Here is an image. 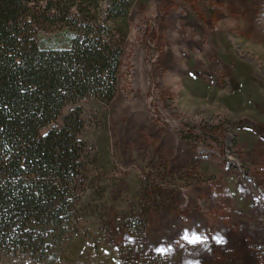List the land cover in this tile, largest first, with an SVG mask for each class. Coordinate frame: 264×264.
<instances>
[{
  "label": "rangeland",
  "instance_id": "obj_1",
  "mask_svg": "<svg viewBox=\"0 0 264 264\" xmlns=\"http://www.w3.org/2000/svg\"><path fill=\"white\" fill-rule=\"evenodd\" d=\"M128 14L109 106L61 109L79 106L94 154L75 238L52 262L0 264H264V0Z\"/></svg>",
  "mask_w": 264,
  "mask_h": 264
},
{
  "label": "trees",
  "instance_id": "obj_2",
  "mask_svg": "<svg viewBox=\"0 0 264 264\" xmlns=\"http://www.w3.org/2000/svg\"><path fill=\"white\" fill-rule=\"evenodd\" d=\"M129 7L130 0H0V254L52 262L75 238L94 154L81 137L79 106L61 109L82 99L109 106Z\"/></svg>",
  "mask_w": 264,
  "mask_h": 264
}]
</instances>
